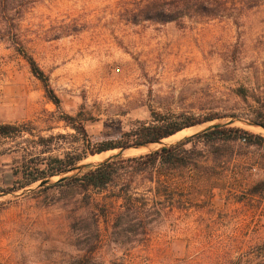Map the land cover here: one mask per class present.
Instances as JSON below:
<instances>
[{
  "label": "rangeland",
  "instance_id": "obj_1",
  "mask_svg": "<svg viewBox=\"0 0 264 264\" xmlns=\"http://www.w3.org/2000/svg\"><path fill=\"white\" fill-rule=\"evenodd\" d=\"M123 1L17 0L18 8L24 9L20 18L13 14V1H6L12 8L11 29L48 75L61 100L60 110L93 116L87 123L90 134L96 138L118 134L136 120H150L152 110L264 113V0L246 10L239 25L215 18L187 20L184 27L174 22H129L122 15ZM0 11L6 12L5 5ZM239 86L249 89L247 98L234 92ZM57 109L27 60L0 35V123L33 120L35 134L45 136L74 132L44 111ZM231 118L187 127L163 143L130 148L124 156L149 152ZM230 125L264 138L263 126L240 120ZM22 141L0 140V264H74L91 246L90 221L82 217L87 201L73 204L60 189L47 187L59 176L43 186L36 182L15 192L3 191L13 186ZM68 146L61 142L51 154H62ZM118 151L91 155L78 163L90 166L68 174L82 173ZM223 166L224 177L213 179L222 189L196 199L188 211H166L152 222L149 233L139 225L130 226L128 218L117 226L115 215L101 217L94 261L264 264V139ZM113 190L118 189L93 196L101 204L114 202L118 210L122 200L112 197Z\"/></svg>",
  "mask_w": 264,
  "mask_h": 264
},
{
  "label": "trees",
  "instance_id": "obj_2",
  "mask_svg": "<svg viewBox=\"0 0 264 264\" xmlns=\"http://www.w3.org/2000/svg\"><path fill=\"white\" fill-rule=\"evenodd\" d=\"M6 1L0 0V7L5 5L8 13L0 11V35L27 60L32 72L43 83L47 97L58 108L54 112L44 111L53 120L64 121L65 126L71 127L74 132L45 136L35 134L33 120H26L21 124L0 123V140L10 137H20L23 140L19 146L22 161L14 170L13 186L3 191L15 192L41 180L59 176L58 180L47 187L60 189L73 204L82 199L87 201L88 210L82 217L86 222L90 221L91 246L74 264H101L94 261V253L102 236L101 217L108 220L111 215H115L117 226L128 218L130 226L139 225L143 233H149L153 227L152 222L166 211H188L194 206L196 199L208 198L214 195V189H222L216 180L224 177L222 173L225 160L240 157L246 147L259 144L264 139L259 134L226 122L146 153L116 155L82 173L68 174L71 168L91 155L95 158L123 147L156 143L187 127L215 119L239 117L264 127V113L259 111L245 116L228 110H214L204 114L192 111L162 113L152 110L150 120H136L130 128L122 129L118 134L96 138L87 129V123L94 120L93 116L83 111L72 115L60 110L61 100L51 86L48 75L27 50L20 34L11 29L8 17L12 8L6 6ZM12 1L14 9L16 8L13 14L18 13L20 18L24 9L18 8L15 4L17 0ZM260 1L126 0L122 4V15L125 20L135 24L174 22L184 27L187 20L226 18L239 25L245 11L257 6ZM15 25V28H19L18 23ZM234 92L242 98L249 96V89L245 86L237 87ZM61 142L69 143L70 146L62 154H51L53 148ZM211 161L218 165H209ZM262 184L264 190V181ZM111 188L118 189L113 190L112 197L122 200L118 210H115L114 202L101 204L93 196V192ZM254 192L257 193H251Z\"/></svg>",
  "mask_w": 264,
  "mask_h": 264
},
{
  "label": "water",
  "instance_id": "obj_3",
  "mask_svg": "<svg viewBox=\"0 0 264 264\" xmlns=\"http://www.w3.org/2000/svg\"><path fill=\"white\" fill-rule=\"evenodd\" d=\"M236 120H240V121H243L244 123H246V124H248V125H256V126H260V125H257V124H254V123H252V122H250L249 120H246V119H237V118H234V117H232L231 118V121L228 123L229 125L230 124H232V123H234ZM225 122H216V123H213V124H211V125H209V126H207L206 128H208V127H216V126H218V125H222V124H224ZM205 128V129H206ZM264 128V127H263ZM192 135V134H191ZM189 136V135H188ZM185 137H187V136H184L183 138H185ZM183 138H181V139H183ZM163 140L164 139H161L160 141H158V142H156V143H163ZM151 144H154V143H151ZM144 146H146V145H138V146H132V147H126V148H119V151L118 152H116V153H114V154H112V155H110V156H108L106 159H104L102 162H104V161H106V160H110V159H112L114 156H116V155H124V152L126 151V150H128V149H130V148H140V147H144ZM88 166H90V164L89 163H85V164H77L75 167H73V168H71L69 171H73V170H75V169H84V168H86V167H88ZM65 175H68V174H65ZM51 182V179H45V180H41L39 183H40V186H43V185H46V184H49Z\"/></svg>",
  "mask_w": 264,
  "mask_h": 264
}]
</instances>
